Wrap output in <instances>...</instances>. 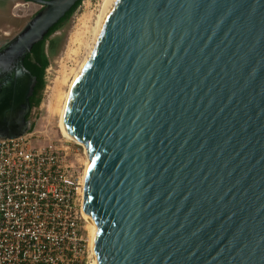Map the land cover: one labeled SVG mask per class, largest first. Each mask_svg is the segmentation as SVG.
I'll return each mask as SVG.
<instances>
[{"label": "water", "instance_id": "water-1", "mask_svg": "<svg viewBox=\"0 0 264 264\" xmlns=\"http://www.w3.org/2000/svg\"><path fill=\"white\" fill-rule=\"evenodd\" d=\"M0 43V137L26 133L23 62L77 0ZM95 264H264V0H107L72 93Z\"/></svg>", "mask_w": 264, "mask_h": 264}, {"label": "built area", "instance_id": "built-area-1", "mask_svg": "<svg viewBox=\"0 0 264 264\" xmlns=\"http://www.w3.org/2000/svg\"><path fill=\"white\" fill-rule=\"evenodd\" d=\"M35 131L0 137V264H86L82 171L61 138Z\"/></svg>", "mask_w": 264, "mask_h": 264}, {"label": "rangeland", "instance_id": "rangeland-1", "mask_svg": "<svg viewBox=\"0 0 264 264\" xmlns=\"http://www.w3.org/2000/svg\"><path fill=\"white\" fill-rule=\"evenodd\" d=\"M102 3L103 0H81L69 18L51 33L49 38H56L57 41L53 52L49 51L47 43H45L51 67L48 70L45 68V87L42 99L39 107L33 110L32 118V130H36V135L43 134V138L38 137L39 140L36 141H45L48 137L61 138L63 143L68 146L69 162L76 166L80 172L82 171V174L86 162L84 147L61 134L57 108L62 103V95L68 91V82L71 79L72 71L78 67L85 56L88 49L87 44L90 41ZM39 7V3L29 0H17L12 4L4 3V8L0 7V15L3 14L0 16V32L6 31L9 35L13 34ZM8 17L11 18L8 19ZM64 75L65 82L62 79ZM49 92H51V98L48 101L45 93ZM88 224L87 221L86 226H89ZM87 229L90 230V227Z\"/></svg>", "mask_w": 264, "mask_h": 264}, {"label": "bare ground", "instance_id": "bare-ground-1", "mask_svg": "<svg viewBox=\"0 0 264 264\" xmlns=\"http://www.w3.org/2000/svg\"><path fill=\"white\" fill-rule=\"evenodd\" d=\"M106 3H107V0H103V3L101 5V8H100V12L97 16V19H96V22H95V27H94V30L92 32V35H91V38H90V41L89 43L87 44V51L85 52V56L83 57L82 61L80 62V64L78 65V67L76 69H74L72 71V76H71V79L70 81L68 82V91L62 95L61 97V101L62 103H60L59 107L57 108L58 109V113H59V129H60V132L63 136L67 137V138H70L72 140H74L75 142H78L72 132H71V104H72V93H73V90H74V87L76 85V82L78 80V77L80 75V72L82 70V67L89 55V52L95 42V39H96V36L99 32V29H100V25H101V22H102V18H103V14H104V10H105V7H106ZM85 26V25H84ZM64 78L63 79V82L66 81V77L65 75L63 76ZM84 153H85V159H86V162L84 164V171H83V174H82V182L84 181L85 183V177H86V170H87V166H88V163H89V158L85 152V149H84ZM84 205H85V191H83L82 193V200H81V211L84 215V217L87 219L88 221V225L87 227H90V230H88V234H89V242H90V246H91V249H92V244H93V236H94V232H95V225L94 223L88 219V216L86 215L85 211H84ZM96 261L94 260V256H93V253H92V250H91V259H90V262L88 264H95ZM87 264V263H86Z\"/></svg>", "mask_w": 264, "mask_h": 264}, {"label": "trees", "instance_id": "trees-1", "mask_svg": "<svg viewBox=\"0 0 264 264\" xmlns=\"http://www.w3.org/2000/svg\"><path fill=\"white\" fill-rule=\"evenodd\" d=\"M80 1L81 0H77L72 5V7L64 14V16H62L50 28V30L46 34V36L42 40L36 42L32 46L31 50L25 55V57L23 59L24 65L28 69H30V71L33 74L36 75V83L34 85L35 98H34V101L32 103V105L34 106V109L38 108L40 105L43 89L45 86V76H44L45 67L49 63V56H48V53L46 52L45 43H47V47H48L49 51L53 52L57 39L56 38H49L51 33H53L56 29H58L69 18V16L72 14V12L75 10V8L79 5ZM32 128H33V126H32Z\"/></svg>", "mask_w": 264, "mask_h": 264}, {"label": "flooded vegetation", "instance_id": "flooded-vegetation-1", "mask_svg": "<svg viewBox=\"0 0 264 264\" xmlns=\"http://www.w3.org/2000/svg\"><path fill=\"white\" fill-rule=\"evenodd\" d=\"M15 1H17V0H0V7L2 6L4 8V3L7 4L9 2V3L12 4V2H15ZM0 16H3V14L0 15ZM9 18H11V17H8V19ZM9 36L10 35L7 34L6 31L0 32V43H2ZM34 98H35V92H34V89H33L32 93L29 95V108H28V111L25 114V124H24L25 126L24 127H26L29 122H31V128L33 126V119L32 118H33V114H34L33 113L34 106L32 105V103L34 101ZM31 128L27 132H30L32 130Z\"/></svg>", "mask_w": 264, "mask_h": 264}]
</instances>
